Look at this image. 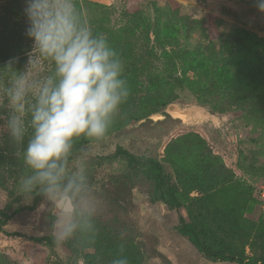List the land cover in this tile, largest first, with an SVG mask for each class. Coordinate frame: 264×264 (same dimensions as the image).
Returning a JSON list of instances; mask_svg holds the SVG:
<instances>
[{"label": "rangeland", "instance_id": "rangeland-1", "mask_svg": "<svg viewBox=\"0 0 264 264\" xmlns=\"http://www.w3.org/2000/svg\"><path fill=\"white\" fill-rule=\"evenodd\" d=\"M7 1L0 0V5ZM19 1L21 17L17 23L26 35L29 26L26 0ZM91 1L106 5L105 13L98 8L88 12L97 21L106 18L110 27H128L136 34L138 45L151 40L161 50L172 52L163 69H156L152 74L141 73L135 84L132 60H123L124 73L132 87L128 104L121 107L104 139L84 142L80 138L75 144L73 166L84 164L87 167L100 204L96 226L117 234L122 242L132 241L142 255L139 264H240L212 260L200 253L177 232L179 213L162 203H151L145 187L114 186L110 178L118 172L117 163L90 164L98 155L111 154L117 144H122L137 154L157 157L172 171L169 158L176 159L175 151L182 150L191 157L204 144L224 158L235 177L214 196L197 189L184 192L182 213L187 219H195L228 250L248 260H259L264 255L263 239L253 242V236H264V100L248 98V93L243 99L227 96L206 71H189L188 75L198 83L207 84L208 90L180 87L171 71L174 60L183 56L203 60L211 69L222 65L230 55L222 49L224 38L236 28H246L264 38V12L256 7L255 0ZM1 12L2 6L0 15ZM240 40L236 35L233 37L236 43ZM24 42L27 51L13 64L17 71L26 70L29 53L33 50L31 38L26 35ZM51 66L50 61L41 58L33 77L46 75ZM10 74L0 70V88ZM162 77L167 81L156 84ZM170 97L176 100L164 106ZM201 100L210 104H201ZM170 103L185 108L201 106L210 115L184 119L163 114ZM3 107L6 104L0 96V111H6ZM27 174L30 169L24 164L23 149L6 133H0V207L29 202L31 195L20 187L21 178ZM42 204L45 207L42 208ZM226 205L236 207L246 220L242 228L251 236L231 234L216 214V208ZM54 219L55 209L44 199L36 210L16 215L6 229L27 236H9L0 231V264H51L53 259L66 260L70 253L64 244L56 245L53 252L45 242L29 238L52 235Z\"/></svg>", "mask_w": 264, "mask_h": 264}, {"label": "clouds", "instance_id": "clouds-1", "mask_svg": "<svg viewBox=\"0 0 264 264\" xmlns=\"http://www.w3.org/2000/svg\"><path fill=\"white\" fill-rule=\"evenodd\" d=\"M264 12V0H255ZM26 35L34 41L26 70L12 58L0 70L10 76L0 88L6 111L0 133L23 150L30 174L21 178L25 193L41 195L55 209L52 236L59 246L76 238L92 240L100 204L84 164L73 166L80 138L102 140L130 96L125 65L104 34L94 33L76 0H26ZM43 58L53 71L32 73ZM41 207H45L44 204ZM124 247L111 264H129Z\"/></svg>", "mask_w": 264, "mask_h": 264}, {"label": "trees", "instance_id": "trees-1", "mask_svg": "<svg viewBox=\"0 0 264 264\" xmlns=\"http://www.w3.org/2000/svg\"><path fill=\"white\" fill-rule=\"evenodd\" d=\"M76 5L94 33L107 34L108 41L118 51L122 59L132 60L134 72L132 82L134 84L137 76L141 73L152 74L156 69L165 67L166 62H168L166 58L171 57V51L164 48L161 50L159 45L151 43V40L138 45L133 30H129L128 27H110L107 25L106 18L97 21L88 14L91 9L94 10L95 8L101 9V12L105 13L106 5L91 0H76ZM0 6H2L0 32H3V36L0 38V69H3L10 59L18 58V61L20 60V57L27 51V45H25L27 43L24 42L25 31H21L17 23L18 18L21 17L20 1L8 0ZM235 35L241 39L237 43L233 41ZM222 49L225 53L230 54L229 58L222 65L216 66L215 69H211L203 60L188 56L174 60L171 75L178 86L208 90L207 84L206 86L204 82L198 83L188 75L189 71L196 72L199 70L202 73L206 71L208 76L211 75L214 78L216 87L223 94L243 99L248 93V98L264 100V38L246 28L238 27L231 34L225 36ZM133 58L135 59L133 60ZM4 71L10 73V70ZM52 71L53 65L47 74ZM124 77L131 89V82L126 73H124ZM158 79L155 83L159 85H162L161 82L167 81L165 77ZM128 100L125 104H128ZM175 100V97H170L163 105L165 106ZM199 103L210 104L206 100H201ZM163 114L169 116L166 112ZM81 140L88 142L89 139L82 137ZM26 146L27 137L20 148L24 150ZM173 154L176 159L169 158V162L173 165L172 171H169L165 163L157 157L137 154L122 144H117L115 151L111 154L98 155L94 160H91L90 164L101 166L117 163L119 165L118 172L110 178L114 186L126 185L129 189L138 186L145 187L151 203H162L167 208L176 210L179 213V223L176 224L177 232L187 238L204 256L212 260H226L240 264H264V255L259 260L253 261L246 259L244 255L233 253L206 233L195 219H187L182 213L185 206L182 199L184 192L197 189L214 196V193H219L222 191L221 188L233 181L235 173L227 165L224 158L217 154L213 148L204 144L191 157L182 150L175 151ZM75 155L76 152L73 154L72 160ZM89 179L92 185V178L89 177ZM30 195L27 203L15 206L8 203L6 206L0 207V231L9 236H27L20 231H9L6 226L16 215L36 210L44 199L36 193ZM216 214L227 225L233 236L240 237V234L251 236L242 228L246 220L238 214L236 207L219 206L216 208ZM96 229V234L92 240L78 237L64 243L70 253L69 257L66 260L53 259L51 264H77L79 261H82L83 264H111V260L119 252L121 245L124 247L123 254L128 258L129 264L140 263L142 255L136 250L132 241L122 242L117 234L111 233L109 230H102L97 226ZM29 238L33 241L45 242L55 252L57 244L52 235H31ZM258 239H263L264 246V236H253V242Z\"/></svg>", "mask_w": 264, "mask_h": 264}, {"label": "water", "instance_id": "water-1", "mask_svg": "<svg viewBox=\"0 0 264 264\" xmlns=\"http://www.w3.org/2000/svg\"><path fill=\"white\" fill-rule=\"evenodd\" d=\"M167 114L175 117L189 119L198 116H209V112L201 106L181 107L177 103H170L166 109Z\"/></svg>", "mask_w": 264, "mask_h": 264}]
</instances>
